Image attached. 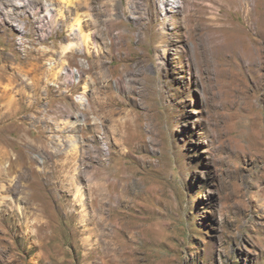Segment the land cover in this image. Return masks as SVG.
<instances>
[{"label":"rangeland","instance_id":"1","mask_svg":"<svg viewBox=\"0 0 264 264\" xmlns=\"http://www.w3.org/2000/svg\"><path fill=\"white\" fill-rule=\"evenodd\" d=\"M0 264H264V0H0Z\"/></svg>","mask_w":264,"mask_h":264},{"label":"bare ground","instance_id":"2","mask_svg":"<svg viewBox=\"0 0 264 264\" xmlns=\"http://www.w3.org/2000/svg\"><path fill=\"white\" fill-rule=\"evenodd\" d=\"M63 1H66V2H68L69 0H63ZM47 5V4H46ZM45 11H46V14L51 18V14H52V12H51V7L49 6V5H47V6H45ZM79 22H80V19H78V17L75 19V23H74V25L76 24V25H79ZM73 25V26H74Z\"/></svg>","mask_w":264,"mask_h":264}]
</instances>
